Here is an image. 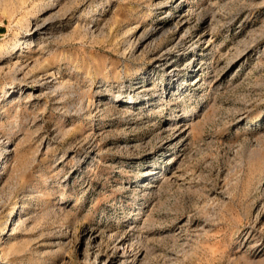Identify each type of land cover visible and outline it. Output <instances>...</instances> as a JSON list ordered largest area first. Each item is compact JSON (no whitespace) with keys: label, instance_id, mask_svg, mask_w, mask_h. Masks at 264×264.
<instances>
[{"label":"rangeland","instance_id":"1","mask_svg":"<svg viewBox=\"0 0 264 264\" xmlns=\"http://www.w3.org/2000/svg\"><path fill=\"white\" fill-rule=\"evenodd\" d=\"M0 264H264V0H0Z\"/></svg>","mask_w":264,"mask_h":264},{"label":"bare ground","instance_id":"2","mask_svg":"<svg viewBox=\"0 0 264 264\" xmlns=\"http://www.w3.org/2000/svg\"><path fill=\"white\" fill-rule=\"evenodd\" d=\"M208 25V24H207ZM41 26H45L46 27V22H43V23H41V24H35V26L33 27V29H38V27H41ZM157 31H158V29H152V30H147L144 34H142V36H141V39H142V41H146L147 39H149L150 37H152L154 34H156L157 33ZM207 33V32H206ZM206 35L207 34H204V36L202 37V39L204 38H206ZM201 39V40H202ZM210 39V38H209ZM200 40V39H199ZM181 42V41H180ZM194 42V41H193ZM141 43V42H140ZM182 43V42H181ZM147 44V43H146ZM192 48V47H191ZM202 61V60H201ZM181 124V123H180ZM179 125V124H178ZM176 126V125H175ZM188 126V125H187ZM177 127V126H176ZM177 129V128H176ZM181 131H184V128H182V129H180ZM176 133V132H175ZM182 133V132H181ZM149 225V224H148ZM146 228H147V226H146Z\"/></svg>","mask_w":264,"mask_h":264}]
</instances>
